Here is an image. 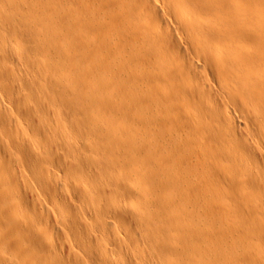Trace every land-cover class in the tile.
<instances>
[{"label":"bare ground","instance_id":"bare-ground-1","mask_svg":"<svg viewBox=\"0 0 264 264\" xmlns=\"http://www.w3.org/2000/svg\"><path fill=\"white\" fill-rule=\"evenodd\" d=\"M0 264H264V0H0Z\"/></svg>","mask_w":264,"mask_h":264},{"label":"rangeland","instance_id":"rangeland-1","mask_svg":"<svg viewBox=\"0 0 264 264\" xmlns=\"http://www.w3.org/2000/svg\"><path fill=\"white\" fill-rule=\"evenodd\" d=\"M44 226V225H43Z\"/></svg>","mask_w":264,"mask_h":264}]
</instances>
